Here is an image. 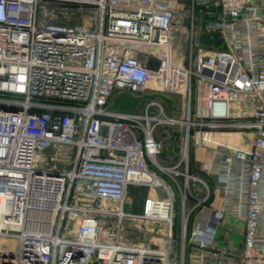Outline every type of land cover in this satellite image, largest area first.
<instances>
[{
    "label": "built area",
    "instance_id": "1",
    "mask_svg": "<svg viewBox=\"0 0 264 264\" xmlns=\"http://www.w3.org/2000/svg\"><path fill=\"white\" fill-rule=\"evenodd\" d=\"M168 2L0 0V264H176L179 215L186 238L202 205L193 238L227 217L243 226L241 249L211 264H264V0H192L225 46L201 50L192 71L176 63L185 54H172L177 16ZM152 59L164 60L159 71ZM170 66L197 76L206 93L190 122L197 135L234 128L229 104L239 98L250 109L240 127L252 130L250 144L214 151L201 170L208 181L162 164L158 131L176 122L166 104L111 109L123 93L151 94L150 74ZM156 182L160 194L144 213L127 212L130 189ZM116 216L118 229H108ZM132 221L168 245L123 242Z\"/></svg>",
    "mask_w": 264,
    "mask_h": 264
},
{
    "label": "rangeland",
    "instance_id": "2",
    "mask_svg": "<svg viewBox=\"0 0 264 264\" xmlns=\"http://www.w3.org/2000/svg\"><path fill=\"white\" fill-rule=\"evenodd\" d=\"M170 1V0H169ZM174 7L176 8V22L175 30L173 31L172 38L175 50L178 55L185 54V59L180 57L176 63L182 64L186 69L191 70L196 67V60L199 58L201 50H211L212 48L224 49V43L217 33H208L204 26V17L198 16L192 7V0H174ZM78 19L72 21L76 23ZM177 55V56H178ZM163 59H152V70H160L163 66ZM185 75V74H184ZM162 77V78H160ZM154 83L156 87L152 85L154 79L150 85L154 87L151 91V95L161 94L166 98L172 100V105L168 106L163 100L159 98L150 99L159 101L166 104L165 114L168 118L175 119V124L170 125L164 123L158 131L159 138L165 144V150L161 156L162 164L165 166H171L176 163L181 164L182 171H186L189 168L190 173L198 176L204 181H208L209 177L201 170L209 164L213 152L221 150L222 152H228L235 147H246L250 144L252 138L251 129L240 128L243 122L249 121L250 109L246 108L245 102H242V111L239 116L233 117L234 128L223 130H203L202 142H198L196 133L199 130L193 129L191 121H198V116L202 114V108L204 105V98L206 99V93L203 88L200 87L199 79L197 76L186 77V83L188 80L189 85L186 86L182 79V74L178 73L174 75V80L171 78L160 76ZM160 84L162 86H157ZM146 101L142 102L138 112L142 113L145 110ZM214 134V135H212ZM188 147V150L187 148ZM188 152V156L185 153ZM185 180L183 177L180 181ZM147 185L142 187H133L130 189L129 199L125 209L127 212L137 215L144 213V206H137L138 210L133 211L134 201L141 203L143 196L146 198L149 188ZM150 187V186H149ZM149 189V190H148ZM194 193H197L195 187H192ZM202 189V187H201ZM193 193V194H194ZM160 194V192L158 193ZM205 196L201 193L199 197ZM135 198V200H134ZM207 204V203H206ZM178 205L181 206V196H178ZM221 206V205H220ZM203 205L198 208L197 211L192 213L188 218V235L183 238L180 234V222L181 214L179 215L180 222L177 220L176 236L177 248L172 253V259H175L176 264H211L212 258L217 255L227 256L233 251H239L242 245V233L243 226L241 222L234 220L233 218H225L221 220L219 226L214 229H218L213 243L207 244L206 248H201L195 238H193L192 231L197 221L199 222L202 217L204 218L202 210ZM178 218V219H179ZM138 219V217H136ZM119 218L113 217L107 221V228L111 230H117L120 225ZM127 229L121 233L122 241L128 244H133L142 247H148L153 250H157L160 247L168 245V238L158 235L154 232V229L150 224L142 226L136 222L128 223Z\"/></svg>",
    "mask_w": 264,
    "mask_h": 264
},
{
    "label": "bare ground",
    "instance_id": "3",
    "mask_svg": "<svg viewBox=\"0 0 264 264\" xmlns=\"http://www.w3.org/2000/svg\"><path fill=\"white\" fill-rule=\"evenodd\" d=\"M174 3H175V1L174 0H170L168 3H166L165 4V8H172L173 6H174ZM150 48L149 47H144V50H146V51H148ZM177 51L175 50V48L172 50V54L173 55H177ZM172 67V68H171ZM178 73H181L182 74V79H183V81H184V85H185V91H186V86H188L189 85V83H188V80H187V83H186V77H188L189 75L187 74V72H185L184 70H182V69H180V68H178L177 66H170V67H167V68H162V70H161V72H159V74L157 73V75H159V77L160 76H165V77H169V78H171L172 79V81H175L174 80V75H176V74H178ZM186 75V77H185V75ZM156 75V73H151L150 74V83H152V81H153V79H154V82L152 83V85L154 86V87H156V85L154 84L156 81H157V79H158V77H156L157 76ZM175 82H177V81H175ZM157 86H160V84H157ZM162 86H160L159 88H161ZM244 100H243V98H239V99H237V100H235V101H233V102H231L230 104H229V113L232 115V116H239L240 114H241V111H242V102H243ZM212 135H214V134H212ZM202 137H203V135L201 134V135H199V137H198V142L199 143H201L202 142ZM232 148H234V149H238V148H242V147H235V146H233ZM144 179H145V181L148 183L149 182V180H150V178L149 177H143ZM159 185H163V184H161L160 182L158 183V182H156V184L155 185H153L154 186V188H151V187H149V185H147L148 187L147 188H151L150 190H149V192H148V195H147V197L145 198L144 196H143V199H142V201H141V203H137V200H135V198H134V207H133V211H137L138 210V208H137V206L139 205V207L140 206H144L145 205V203H146V200L148 199V198H152V197H155V196H157L158 195V190H159ZM129 194L131 195V193H128V196H129ZM0 207H2V206H0ZM114 207H117V205L116 204H114ZM134 215H137L136 213H134ZM170 226H169V224L167 225V230H168V228H169ZM204 233L202 232H200L199 233V236H197L196 237V239H197V241H199L200 243H202V244H209V243H211V241H212V238H213V234H214V231L216 230V229H214L212 226H210L209 225V223H207V224H205V227H204ZM155 252V251H154ZM155 254V253H154Z\"/></svg>",
    "mask_w": 264,
    "mask_h": 264
},
{
    "label": "water",
    "instance_id": "4",
    "mask_svg": "<svg viewBox=\"0 0 264 264\" xmlns=\"http://www.w3.org/2000/svg\"><path fill=\"white\" fill-rule=\"evenodd\" d=\"M155 98H159L163 100L168 106L172 105V100L170 98L164 97L161 94H156V95L147 94L142 97H135L133 95L123 93L114 99L111 109L122 110V111H136L142 101L155 99Z\"/></svg>",
    "mask_w": 264,
    "mask_h": 264
}]
</instances>
